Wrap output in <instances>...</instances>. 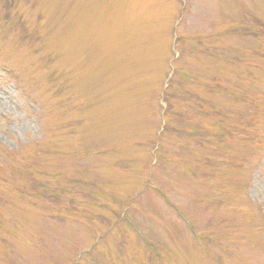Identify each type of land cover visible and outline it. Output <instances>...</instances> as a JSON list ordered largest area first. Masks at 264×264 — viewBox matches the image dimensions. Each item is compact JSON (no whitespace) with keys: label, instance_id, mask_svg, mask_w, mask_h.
<instances>
[{"label":"rangeland","instance_id":"rangeland-1","mask_svg":"<svg viewBox=\"0 0 264 264\" xmlns=\"http://www.w3.org/2000/svg\"><path fill=\"white\" fill-rule=\"evenodd\" d=\"M0 264H264V0H0Z\"/></svg>","mask_w":264,"mask_h":264},{"label":"trees","instance_id":"trees-1","mask_svg":"<svg viewBox=\"0 0 264 264\" xmlns=\"http://www.w3.org/2000/svg\"><path fill=\"white\" fill-rule=\"evenodd\" d=\"M160 136H162V133L158 136V138H159Z\"/></svg>","mask_w":264,"mask_h":264}]
</instances>
